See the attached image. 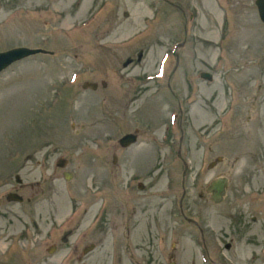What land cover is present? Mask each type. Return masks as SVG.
Here are the masks:
<instances>
[{"label":"rangeland","instance_id":"obj_1","mask_svg":"<svg viewBox=\"0 0 264 264\" xmlns=\"http://www.w3.org/2000/svg\"><path fill=\"white\" fill-rule=\"evenodd\" d=\"M254 1L0 0V51H52L0 73V264H78L90 243L87 264H120L118 252L132 264V187L144 172L180 177V128L184 208L204 241L186 223L176 263L264 264V22ZM135 129L137 142L121 148ZM218 176L228 186L214 203L206 187ZM10 191L23 200L7 201Z\"/></svg>","mask_w":264,"mask_h":264},{"label":"flooded vegetation","instance_id":"obj_2","mask_svg":"<svg viewBox=\"0 0 264 264\" xmlns=\"http://www.w3.org/2000/svg\"><path fill=\"white\" fill-rule=\"evenodd\" d=\"M134 131L138 136L137 129ZM180 132L179 148L176 151V159L184 165L180 177L177 173L169 171L132 174L133 178L141 173L144 176L143 182L138 181L136 187H132V264H177V259L183 254L186 223L196 229L202 242L204 241L203 227L196 219L188 216L184 208L187 195L185 168H188V165L181 153L183 137L181 128ZM213 165H216V161H211L208 166L212 168ZM160 178H165V181L162 188H156L157 184L161 185ZM105 209L106 207L102 208L103 211ZM93 248L94 244L90 243L82 249V256L76 258L78 264H87V254ZM84 249L88 250L83 252ZM114 259L116 263L117 261L122 263L120 252L114 255Z\"/></svg>","mask_w":264,"mask_h":264},{"label":"water","instance_id":"obj_3","mask_svg":"<svg viewBox=\"0 0 264 264\" xmlns=\"http://www.w3.org/2000/svg\"><path fill=\"white\" fill-rule=\"evenodd\" d=\"M255 5L257 8L259 19L264 22V0H255ZM50 54L52 51L43 49V48H30L26 46H16L7 50L0 51V73L11 66L13 63L18 62L26 57L36 55V54ZM200 77L203 79L211 80L212 74L208 72H201ZM101 86L105 87L106 82L101 81ZM81 87L83 89H92L96 90L98 88V83L91 82V81H85ZM137 141V134L134 132H129L124 135H122L118 139V144L120 147H128L132 144H134ZM219 159V158H218ZM116 160V157H113V161ZM67 163V160L64 158H59L56 165L59 167H64ZM63 176L66 180L70 179L71 173L64 172ZM16 182L20 183L21 179L19 176L15 177ZM228 186V178L225 176H218L215 179H213L208 187L207 192L210 194V199L213 202L220 203L224 196L226 195V190ZM7 201H18L21 202L23 200V197L19 195L16 192H9L5 196ZM54 248V247H52ZM88 249H84L83 252H86ZM51 252V250H49Z\"/></svg>","mask_w":264,"mask_h":264},{"label":"bare ground","instance_id":"obj_4","mask_svg":"<svg viewBox=\"0 0 264 264\" xmlns=\"http://www.w3.org/2000/svg\"><path fill=\"white\" fill-rule=\"evenodd\" d=\"M88 203H91V200H88ZM54 210H55V212H58L57 208H55ZM86 215H87V212H86ZM114 223L116 224V227H115V230L114 231L118 232L119 231V228H118L119 221L116 220V217H115Z\"/></svg>","mask_w":264,"mask_h":264}]
</instances>
